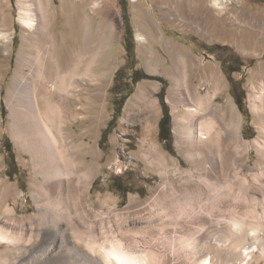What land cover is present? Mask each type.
Wrapping results in <instances>:
<instances>
[{"label":"bare ground","instance_id":"obj_1","mask_svg":"<svg viewBox=\"0 0 264 264\" xmlns=\"http://www.w3.org/2000/svg\"><path fill=\"white\" fill-rule=\"evenodd\" d=\"M214 3L219 10L224 3L231 4L228 0ZM66 4H70L77 17L72 18L75 21L68 18L73 21L70 25L74 26L81 16L83 28L69 37L62 35L65 37L60 45L53 29L56 22L49 18L52 1L47 0L46 4L41 0L32 4L17 1V21L26 33L22 35L18 64L5 103L11 138L29 156L33 171L30 192L37 213L28 220L14 219L11 202L17 193L0 180V213L9 217L7 226L0 225V246H4L0 264H64L66 257L71 264H154L152 255L144 254L138 259L115 237L97 238L92 232L102 227L93 223L85 211L80 212L99 170L100 156L86 137L88 127L80 134L74 125H90L96 115L100 116V91L114 68L115 58L109 56L111 34L92 29V11L97 8V2L62 0L61 12L66 10ZM8 22L0 14V59L4 58L2 52L8 50ZM198 29L210 41L221 40L220 35H211L204 27ZM137 39L140 43L147 42L145 34H139ZM171 58L174 70L169 73L170 97L174 106L182 107L175 106L173 112L176 146L190 169H181L173 161L178 172L176 181L166 180L143 204L113 217L124 222H143L147 227L154 223L158 226L164 216L190 204L198 208L196 215L182 222L161 220L159 226L167 233L168 226L175 225L179 237L191 239L190 243L186 241L188 244L193 241V264L257 261L264 256V224L258 222L256 212L264 209V130L260 140H244L238 108L232 100L219 101L223 83L217 73L214 70L206 73L207 87L202 94L198 87H192L190 80L192 57L178 48ZM151 61L145 58L147 66ZM256 78L261 81V92L257 96L260 106L255 108L264 124V67L257 71ZM252 150L257 161L245 172L248 163L245 158ZM161 157L164 160V155ZM87 200L89 207H95L91 197ZM208 206L213 207V213L208 211ZM73 211L79 212L91 230V234L78 240L79 245L72 238L77 229L62 221L63 215ZM17 227L20 234L16 233ZM181 256H176L175 264L186 261Z\"/></svg>","mask_w":264,"mask_h":264},{"label":"rangeland","instance_id":"obj_2","mask_svg":"<svg viewBox=\"0 0 264 264\" xmlns=\"http://www.w3.org/2000/svg\"><path fill=\"white\" fill-rule=\"evenodd\" d=\"M17 1L0 0L3 3L0 14L9 19V29L6 32L8 50L2 52L4 58L0 59L3 61L0 79V180L11 185L17 193L13 197L11 207L15 209L14 219L20 221L28 220L37 213V209L30 192L33 171L29 156L23 154L11 138L8 129L9 111L5 103L18 64L22 35L26 33L17 21ZM26 1L32 4L35 0ZM41 1L44 4L47 2ZM51 1L49 18L56 22L53 29L58 43L62 45V39L66 35L69 37L77 30L76 33L82 31L83 23L80 16L74 26L70 25L73 24L72 20L77 18L70 4H66V10L61 12L62 0ZM93 1L97 2V8L92 11V29L100 33L106 30L111 34L109 56L115 58V63L100 91V116L96 115L90 125H74V129L80 134L88 127L89 134L86 137L96 146L100 156L99 170L91 181L89 196L84 198V206L80 212L85 211L93 223L102 227L99 231L94 230L92 234L95 233L101 240L115 237V241H122V246L138 259L145 254L153 256L154 264H175L176 256L182 255L181 258L188 261L187 264H193V241L188 244L191 239L179 237L175 225H169L166 233L160 229L159 224L162 221H186L196 215L198 208L191 207L190 204L182 210L177 208L164 216L162 221H158V226L154 223L152 227H147L143 222H124L113 217V214L143 204L166 180L176 181L178 172L173 161L178 163L181 169H190L176 146L173 125L175 108L182 109L181 106L175 107L170 97L172 82L169 73L174 70L171 54L175 49H182L192 57L190 80L192 87H198L200 93L205 94L206 73L209 70L217 73L223 83L219 101L223 103L232 100L238 108L243 119L244 140H260L264 124L259 121L255 105L260 106L257 96L261 92V81L257 80L256 73L264 67V0H228L231 4L224 3L222 10L215 6V0ZM124 15L127 16L132 37L129 32L127 35L125 33ZM74 17L75 19H72ZM198 26L207 29L211 35H220L221 40L210 41ZM139 34H145L147 42L140 43L137 39ZM230 37L234 39L230 40ZM126 40L132 52L126 51ZM238 40L244 43L241 44ZM145 58L152 59L150 66L146 65ZM135 72H138L137 77L146 75L148 78L132 85ZM162 89L164 91L160 94ZM122 98H125V102L121 114L118 119H114L119 100ZM236 99L241 101V105L237 104ZM164 103L170 116L171 135L166 143L158 137V122L163 116ZM106 129L108 136L106 141L102 142V134ZM254 152L252 150L246 155L245 160L248 163L244 168L245 172L250 171L257 161ZM161 155H164V160ZM118 187L126 188L128 193L123 196L117 192ZM89 197L96 203L95 207L88 206ZM212 208L208 209L210 213H213ZM263 211L262 208L256 210L258 222L262 225ZM8 218L6 214L0 213V225L7 226ZM62 221L77 229L72 238L78 245V240L91 234L89 223L79 212L73 211L69 215H63ZM20 231L17 227L16 233L20 234ZM157 242H160L159 245ZM161 243H165L167 247L164 244L162 247ZM3 248L1 245L0 251ZM262 257L257 261L250 259L243 263L264 264V256ZM64 260V264L72 262L67 257ZM186 261L177 264H185Z\"/></svg>","mask_w":264,"mask_h":264},{"label":"trees","instance_id":"obj_3","mask_svg":"<svg viewBox=\"0 0 264 264\" xmlns=\"http://www.w3.org/2000/svg\"><path fill=\"white\" fill-rule=\"evenodd\" d=\"M124 21H125V24H124L125 25V33L127 35V33L129 32L128 34H130V37H132L131 31H130V25L128 23L126 15H124ZM127 44H128V41L126 40V45H125L126 51L128 53L132 52L131 48H129ZM137 74H138V72L134 73V77L132 78L133 79L132 85L136 84L141 79L148 78V76H146V75H142L141 77H137ZM163 91H164V89H162L160 94H162ZM162 101H163V98H162ZM119 102L120 103H119L117 111H116V113L114 115V119H118L119 115L121 114V110H122V107L124 105L125 98L120 99ZM236 102H237L238 105H241V101L240 100L236 99ZM158 128H159V130H158L159 139L162 142H164V143L168 142L170 140V137H171V135H170V116H169V113L166 110L165 103H164V106H163V116L158 122ZM107 136H108V129H106L103 132L101 141L105 142L106 139H107ZM117 192L122 194L123 196H125L128 193V190L126 188H123V187H118L117 188Z\"/></svg>","mask_w":264,"mask_h":264}]
</instances>
